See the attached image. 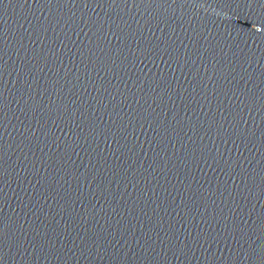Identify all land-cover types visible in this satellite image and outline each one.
Instances as JSON below:
<instances>
[{"label":"water","instance_id":"water-1","mask_svg":"<svg viewBox=\"0 0 264 264\" xmlns=\"http://www.w3.org/2000/svg\"><path fill=\"white\" fill-rule=\"evenodd\" d=\"M0 264H264V0H0Z\"/></svg>","mask_w":264,"mask_h":264}]
</instances>
